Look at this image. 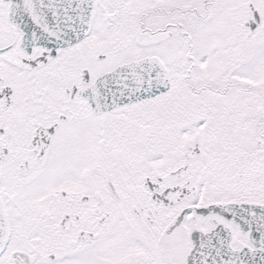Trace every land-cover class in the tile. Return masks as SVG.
I'll use <instances>...</instances> for the list:
<instances>
[{"label": "snow or ice", "instance_id": "6c2138e0", "mask_svg": "<svg viewBox=\"0 0 264 264\" xmlns=\"http://www.w3.org/2000/svg\"><path fill=\"white\" fill-rule=\"evenodd\" d=\"M0 264H264V0H0Z\"/></svg>", "mask_w": 264, "mask_h": 264}]
</instances>
